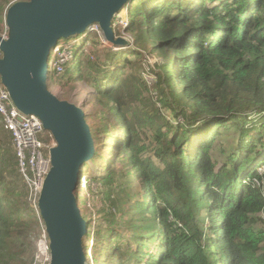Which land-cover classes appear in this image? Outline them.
Segmentation results:
<instances>
[{
    "label": "trees",
    "instance_id": "16d2710c",
    "mask_svg": "<svg viewBox=\"0 0 264 264\" xmlns=\"http://www.w3.org/2000/svg\"><path fill=\"white\" fill-rule=\"evenodd\" d=\"M17 1L26 0H0V35ZM125 8L128 51L90 60L84 44L99 37L85 30L81 47L74 51L77 35L69 43L72 58L59 74L72 81L66 69L75 58L77 75L92 86L85 119L94 153L80 179L98 187L87 186L96 207L86 215V264H264V0H129ZM116 26L114 19L115 38ZM126 54L159 58L151 68L156 100L144 67ZM131 63L136 72H125ZM251 110L261 117L251 121ZM146 126L156 144L140 142ZM235 130L213 159L217 136ZM100 148L109 153L97 163ZM93 163L98 175L85 176ZM42 223L0 123V264H30Z\"/></svg>",
    "mask_w": 264,
    "mask_h": 264
},
{
    "label": "water",
    "instance_id": "95a60500",
    "mask_svg": "<svg viewBox=\"0 0 264 264\" xmlns=\"http://www.w3.org/2000/svg\"><path fill=\"white\" fill-rule=\"evenodd\" d=\"M129 0H26L5 12L7 37L0 35V82L13 105L35 115L54 144L50 168L37 208L50 250L49 264H86L83 238L88 226L75 190L81 167L90 162L94 142L81 105L64 100L48 87L50 49L59 39L76 36L97 23L105 40L121 46L112 19Z\"/></svg>",
    "mask_w": 264,
    "mask_h": 264
},
{
    "label": "rangeland",
    "instance_id": "374dc122",
    "mask_svg": "<svg viewBox=\"0 0 264 264\" xmlns=\"http://www.w3.org/2000/svg\"><path fill=\"white\" fill-rule=\"evenodd\" d=\"M126 5V4H125ZM125 5H123V7H121L116 13L115 16H113L112 21L115 19L116 23L120 24V20L121 18H124L126 16H128V12L125 8ZM123 25V24H122ZM117 28V26H116ZM117 32H121L122 30H118L117 28ZM82 34H78L76 37H79L77 42L74 45V51H76L83 43V38H81ZM153 37L156 36V32L152 33ZM130 35L128 33H126L124 36H120L121 39L126 40L127 38L129 39ZM74 36L68 37V38H61L59 40V43L61 44H69L74 40ZM131 38L133 39L132 35ZM90 39L89 41H87L88 45L85 47V49H88V53L90 52L91 55L93 56L94 59H90V60H95V61H99L103 58L102 56V52H107L109 50L114 51L115 48L110 49L111 47L109 45H104L102 42L100 41H96L95 39L88 38ZM90 42V43H89ZM100 43V44H98ZM91 44V46H90ZM104 47H102V46ZM130 46V44L128 45V47ZM109 48V49H108ZM123 50L121 51H128L126 48H121ZM83 54V61L82 63L84 64V61L87 60V54ZM63 55H66V53H63ZM85 56V58H84ZM126 59L127 60H131L132 63H139L144 67V80L146 82L147 87L152 91L151 94L153 95L152 100H156L157 99V94L154 90V85H155V79H154V75L152 74V70L151 68L155 65L156 61L159 60L158 57L152 56V55H146L145 57L143 56L141 59H136V58H129L131 57V55L126 54ZM54 59V47H52L50 49V53L48 56V62L49 64L52 62V60ZM139 61V62H138ZM132 63L130 65H127V68L125 70V72L127 73H135V69H136V64L132 65ZM50 67V66H49ZM132 67V68H131ZM77 69V59H72L71 62L67 65V69L70 73V75L73 76V80H69L68 76L66 74L64 75H55V73H51V77L48 78L47 83H48V87L49 89L56 94L59 98L64 99V100H70L75 102L78 105H81L85 114L88 113L89 111V107L88 104L86 103L87 99L90 97L91 92H92V86L90 85V83L85 82L84 80H81L80 75H77L76 72ZM51 71V70H50ZM167 90V89H166ZM144 97H150L148 94V91H146L144 94ZM157 105H160L159 103H157ZM160 110L162 112H164V114H166L168 117H171V112L170 110L168 112H165L163 110V108L161 106H159ZM249 115V119L252 121L254 119H258L261 117L262 113L258 112L257 110H251L248 112ZM142 134L140 135L141 138V143H145L147 146L153 144V143H157V139L155 138V133L154 130L151 129L149 126L146 127H142L141 130ZM238 130L233 131V133L231 135H218L217 139H218V144L215 146L214 149L211 150V157L213 159H216L217 157H220L221 153L224 151V149H227L229 147V145L231 144V142L233 140H235L239 133ZM113 145L112 141H107L106 145ZM101 145V144H100ZM150 148V147H149ZM109 152H106V149L102 150L101 148L98 151V159H97V163L99 162V157L100 156H106V154H108ZM147 156L151 157L156 163H158V159L156 158L155 155L152 154V151L150 149H148L145 153ZM97 163L96 164H91L92 168L89 169L88 171H86V175L85 176H94V175H98V171H97ZM258 172L261 174H264V166L259 165L258 166ZM244 181H248L247 178L244 179ZM24 182V181H23ZM25 191H26V200L27 203L31 206V207H35L36 205H34V193L31 190H28L27 185L25 184ZM91 189L94 187H90ZM76 193L78 195V197L80 198V201L82 202L81 205V214L82 216L86 219V215L87 217H92L95 211V198L94 196L91 194V190L87 188V186H81L79 187V189L76 190ZM93 197V198H92ZM92 198V199H91ZM85 207H84V206ZM37 208V207H36ZM42 237V232L39 233L38 235V239H37V244L39 239ZM88 242V244H87ZM92 240L90 239H84L83 238V249L85 251V253H88V245H92ZM152 248L153 250L156 249V245L153 243L152 244ZM36 255H38L37 252V245H36V250L34 252V262L40 261L42 259V255L39 254L38 258H36ZM89 256V260H90V252L88 254ZM91 263V261L89 262ZM31 264V263H30ZM33 264V263H32Z\"/></svg>",
    "mask_w": 264,
    "mask_h": 264
},
{
    "label": "built area",
    "instance_id": "2783aa9c",
    "mask_svg": "<svg viewBox=\"0 0 264 264\" xmlns=\"http://www.w3.org/2000/svg\"><path fill=\"white\" fill-rule=\"evenodd\" d=\"M119 22L121 24L119 31L122 30V33L120 32V34L124 36L126 34L124 33V29H126V27L129 25L128 17L126 16L121 18ZM86 30L88 33L97 34L99 41L104 45H109L111 47L110 49H127L128 45H131L132 43L130 37L129 39L127 38V41L124 40V44L121 46L115 45L105 40L103 33L97 23H93ZM101 33L102 36L100 35ZM1 36L4 39L7 37V28L5 22L4 31ZM118 37L120 38V36ZM77 40L78 39H75L74 42L76 43ZM87 41L84 44V48L88 45ZM87 51L88 49H84V53ZM72 52L73 51L70 44H56V46H54V59L49 64V66H51L50 70L53 71L55 75H59L65 70V65L72 58ZM63 53H66V55H63ZM0 123L3 125L4 129L11 133L19 172L23 181L27 185L28 190H31L34 193V205L37 207L39 194L45 176L50 168L48 151L49 148L54 144L53 136L50 132L43 129L40 120L35 115L22 113L13 105L7 90L1 84V82ZM79 182L81 186L90 185V187H98V182L87 181L86 177H82ZM41 232L42 237L39 239L37 244L38 255H36V258H38L39 254H41L42 259L40 261L37 260V262L32 261L31 264H49L50 262L49 239L43 223L41 224Z\"/></svg>",
    "mask_w": 264,
    "mask_h": 264
},
{
    "label": "clouds",
    "instance_id": "9594fccd",
    "mask_svg": "<svg viewBox=\"0 0 264 264\" xmlns=\"http://www.w3.org/2000/svg\"><path fill=\"white\" fill-rule=\"evenodd\" d=\"M56 46V45H55ZM49 76V75H48Z\"/></svg>",
    "mask_w": 264,
    "mask_h": 264
}]
</instances>
